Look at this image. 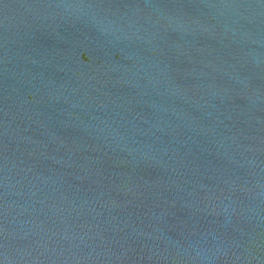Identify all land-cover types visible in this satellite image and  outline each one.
<instances>
[{
  "label": "water",
  "instance_id": "95a60500",
  "mask_svg": "<svg viewBox=\"0 0 264 264\" xmlns=\"http://www.w3.org/2000/svg\"><path fill=\"white\" fill-rule=\"evenodd\" d=\"M0 264H264V0H0Z\"/></svg>",
  "mask_w": 264,
  "mask_h": 264
}]
</instances>
